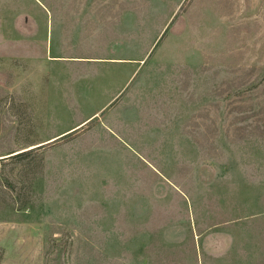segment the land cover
Listing matches in <instances>:
<instances>
[{
  "label": "rangeland",
  "instance_id": "1",
  "mask_svg": "<svg viewBox=\"0 0 264 264\" xmlns=\"http://www.w3.org/2000/svg\"><path fill=\"white\" fill-rule=\"evenodd\" d=\"M0 264H264V0H0Z\"/></svg>",
  "mask_w": 264,
  "mask_h": 264
}]
</instances>
